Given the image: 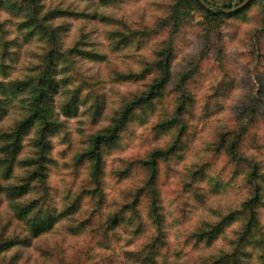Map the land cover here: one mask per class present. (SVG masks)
<instances>
[{"label":"rangeland","instance_id":"1","mask_svg":"<svg viewBox=\"0 0 264 264\" xmlns=\"http://www.w3.org/2000/svg\"><path fill=\"white\" fill-rule=\"evenodd\" d=\"M208 1L224 6L231 0ZM174 3L0 0V105L5 110L0 130L11 131L30 114L31 92L19 85L36 83L48 68L49 51L58 50L61 58L53 72L58 90L52 103L61 125L50 135L44 208L58 215L80 199L76 213L59 218L29 245L1 253L0 264H138L132 252L158 235L149 216L152 195L141 191L151 175L148 164L153 152L177 146L156 163L165 233L157 264H210L233 249L244 228L242 217L232 220L214 241H201L197 233L238 211L250 196L246 168L241 170L224 149H217L222 142L228 144L225 133L230 140L234 132L244 131L239 153L257 161L264 173V0H255L241 15L223 17L217 24L209 23L198 8L186 16L174 36L171 79L163 97L146 111L137 110L119 143L103 148L102 206L97 207V220L90 218L98 197L88 195L95 186L86 153L93 138L113 125L152 83L155 73L140 80L123 76L154 63L169 38V29L158 24L170 15ZM31 16L39 18L40 29L29 25ZM77 90L78 112L66 117L62 108ZM186 95L187 108L177 119ZM169 121L173 126L164 129L162 123ZM38 126L24 137L9 179L3 178L0 168V183L17 184L25 176L20 161L35 157ZM4 144L0 139V147ZM39 196L37 190L16 200L1 194L0 242L29 236L15 206ZM133 204L137 213L127 211ZM120 209L125 210L126 222L110 227L107 216ZM260 219L264 231V205ZM249 251L253 254L249 264H259L260 248L252 245Z\"/></svg>","mask_w":264,"mask_h":264},{"label":"trees","instance_id":"2","mask_svg":"<svg viewBox=\"0 0 264 264\" xmlns=\"http://www.w3.org/2000/svg\"><path fill=\"white\" fill-rule=\"evenodd\" d=\"M205 1L213 5L208 0ZM233 1H238L235 5L237 6L244 0H231L228 4L221 7H234ZM254 1L255 0H251L244 8L236 12L226 13L217 8L206 7L199 0H175L170 15L165 17L158 24L160 28L169 29V38L162 42L161 49L157 52L154 63L151 67L142 72L130 73L123 76L126 80H140L145 79L151 73H155L152 83L141 96L133 99L125 107L122 116L119 117L113 125L100 131L93 138V145L86 153V157L92 161V181L95 186L94 190L88 195L98 197L97 205L90 217L91 219L94 218L97 220V213L99 212L97 207H100V205L102 206V175L105 163L103 148L113 147L119 143L121 131L125 128L129 120L135 116L137 110L143 109L146 111V108L152 107L157 99L163 97L164 91L171 79L172 61L174 59V36L180 31L186 16L192 9L198 8L204 12L209 23L217 24L222 21L223 17L231 18L241 15L251 7ZM31 18L29 25H33L37 29H40L39 18L33 16H31ZM128 41H130L129 37L127 38V42ZM72 52H74V50H72L71 53ZM76 53L85 57H98L96 56L97 54L85 50H76ZM59 58H61L59 51L52 48L48 54V68L43 72L40 79L36 83L28 81L19 85L20 89L29 90L31 92L30 114L19 121L16 127L11 131L2 132L0 130V139L5 142V144L0 147V153L2 154H0V168H2L3 171V178L9 179L22 151L24 137L36 124L39 125L37 138L34 141V146L36 148L35 157L20 161V164L27 170L25 176L21 178L20 182L17 184L5 186L0 183V196L2 193H5L10 200H16L36 190L40 191L42 194L39 198H35L29 202L16 204L17 217L26 221L29 236L26 238L13 237L2 240L0 242V254L19 245H29L31 239L50 230L59 218L76 213L80 207V199H78L76 203L67 209L65 208V210L58 215L44 208L47 205V196L49 195L47 179L48 165L51 162L50 151L52 148L50 135L57 131L60 128L59 125H61L58 118L59 114L53 108L52 103V94L56 93L58 90L57 80L53 72L57 67L55 61ZM185 97L186 98L180 101L177 108V119H180L187 108L188 99L190 98L187 95ZM79 101L80 91L77 90L69 102L63 106L62 111L64 116H75L78 112ZM4 112V106L0 105V120L3 118ZM172 123L174 122H164L162 123V127H164V129H170L173 126ZM229 135L228 132L223 135V139H226L228 144L225 145V142H222V144L217 146V149H224V152L230 155L232 161L235 162L241 170L246 168L244 171H246V181L249 187H251L250 196L243 202L238 211L223 216L218 222L212 224L209 230H204L201 233L199 232L197 236L201 241H214L232 220L236 217H242L245 220L244 228L240 238L235 242L233 249L230 252H225L210 264H249L253 255L252 252L249 251V246L252 245L260 248L258 260L259 264H264V231L260 219V209L264 205V173L257 161H253L247 156H244V154L239 153L242 147L241 144L246 137L244 131L234 132V136L230 140L228 138ZM180 139L179 137L178 142ZM177 148L178 146L167 151H155L151 156L152 160L149 164L147 163L150 165V170L152 171L146 185L141 191L146 189L152 195L153 200L150 206L149 216L156 225L158 235L138 251L132 252V256L138 264H157V257L160 254V250L165 245L164 215L162 213L160 196L156 186V163L158 158L173 154V151H176ZM127 207V211L137 213L135 204ZM124 213L125 210L120 209L108 216L103 214L107 216V219L105 220V217H103L102 220L108 221L110 227H116L126 222ZM137 215L138 214L135 216ZM85 224L82 225L84 226Z\"/></svg>","mask_w":264,"mask_h":264},{"label":"water","instance_id":"3","mask_svg":"<svg viewBox=\"0 0 264 264\" xmlns=\"http://www.w3.org/2000/svg\"><path fill=\"white\" fill-rule=\"evenodd\" d=\"M202 4H204L206 7H213V8H217L220 10H223L226 13H233L236 12L239 9L244 8L247 4H249L251 2V0H244L241 4L232 7V8H225V7H221V6H216V5H211L208 2H206L205 0H199Z\"/></svg>","mask_w":264,"mask_h":264}]
</instances>
